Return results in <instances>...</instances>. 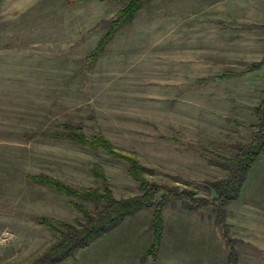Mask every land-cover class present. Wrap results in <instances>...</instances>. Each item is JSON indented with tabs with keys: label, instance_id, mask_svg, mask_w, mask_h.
I'll return each mask as SVG.
<instances>
[{
	"label": "rangeland",
	"instance_id": "rangeland-1",
	"mask_svg": "<svg viewBox=\"0 0 264 264\" xmlns=\"http://www.w3.org/2000/svg\"><path fill=\"white\" fill-rule=\"evenodd\" d=\"M122 5L0 0V264H30L49 247L56 234L38 222L41 216L82 219L66 197L30 182L28 173L102 189V180L92 172L97 164L115 197L139 193L124 161L44 131L62 132L59 125L69 123L87 137L102 135L116 151L135 157L148 181L205 198L213 195L205 183L226 174L215 162L233 155V143L250 138L252 108L264 90V64L245 71L264 56V28L253 23L264 19L248 9L247 0H147L106 42L102 54L88 61L105 21ZM226 70L240 74L212 78ZM82 204L93 211L94 205ZM203 209L207 216H184L182 210H191L180 201L167 204L155 258L144 255L148 247L142 253H118V241L125 238L113 242L107 234L67 263L231 264L223 256L232 249L233 263L264 264V155L240 196L225 206L222 224L211 206ZM175 210L183 213L175 215ZM141 214L134 216L141 220L138 226L126 219L115 228L121 231L116 236H124L135 227L137 238L131 239L136 248L141 242L149 246L152 239L150 222ZM199 218L216 224L227 250L213 248L210 262L190 236L188 255L175 253L170 259L167 244L173 230L186 224L185 231L197 234ZM175 219H181L178 225Z\"/></svg>",
	"mask_w": 264,
	"mask_h": 264
},
{
	"label": "trees",
	"instance_id": "trees-1",
	"mask_svg": "<svg viewBox=\"0 0 264 264\" xmlns=\"http://www.w3.org/2000/svg\"><path fill=\"white\" fill-rule=\"evenodd\" d=\"M108 1H120L123 5L114 18L105 21V32L87 57L90 62L102 54L106 42L123 24L131 22L147 0ZM255 26L264 28V24H255ZM262 64H264V56L259 61L251 62L245 72L254 70ZM238 74L240 73L226 70L212 78L223 80ZM252 111L255 121L251 123L252 131L249 140L233 143L231 145L234 151L233 155L224 156L220 162H215L216 165L225 170V176L208 180L205 183L206 189L213 193L211 198L194 196L192 190L178 189L175 185L148 181L144 175L146 168L135 157L116 151L111 142L102 135L94 134L87 137L81 132L80 126L62 123L59 125L62 132L44 131L43 133L47 136L66 139L94 150L101 149L112 158L124 161L127 165V174L138 182L139 193L127 197H115L102 168L97 164H93L92 172L102 180V189L96 186L74 187L68 182L44 172L28 173L26 177L30 182L50 188L66 197L72 208L82 216L81 220H74L73 222L41 216L38 222L53 230L56 235L49 247L30 264H59L66 259L73 258L76 252L90 246L111 232L124 220L148 210H150L151 215L152 239L144 255L155 258L163 235V210L172 201H180L183 208L190 210L211 206L216 211L217 222L222 224L225 206L240 196L252 167L264 155V90L262 97L257 105L253 106ZM35 134L36 132L26 133L25 137L30 138ZM82 203L94 205L93 211H90ZM226 240L230 250L231 242H228L230 238L227 236ZM228 260L231 264H236L233 263L235 262V254L232 249L228 254Z\"/></svg>",
	"mask_w": 264,
	"mask_h": 264
},
{
	"label": "crops",
	"instance_id": "crops-1",
	"mask_svg": "<svg viewBox=\"0 0 264 264\" xmlns=\"http://www.w3.org/2000/svg\"><path fill=\"white\" fill-rule=\"evenodd\" d=\"M247 4H248V6H249V8L248 9H250V8H252V13L254 14H257V15H261V17H262V19H264V0H247ZM247 6V7H248ZM260 20H258V21H254L253 23H258V24H264V21H260ZM185 212V213H183V212ZM175 210V212H176V214L175 215H179V214H181V213H183V215L184 216H190V215H198V216H207L208 215V212L205 210V209H203V208H201V209H196V210H191V211H186V210ZM148 211H146V212H144V214H141V215H145L146 216V219H145V221L146 222H150V212L149 213H147ZM178 212V213H177ZM148 215V216H147ZM182 215V216H183ZM147 217H148V219H147ZM180 220L181 219H175V222L176 223H173V224H179L180 223ZM184 220H186V219H184ZM191 220H194V219H191ZM191 220H189V219H187V221L186 222H190V223H193V222H191ZM200 222H202L201 224H199V221H198V225L196 226L197 228H199V231H198V233L197 234H193V232H188L189 230H187V231H185V229H186V227L188 226V225H183L182 226V230H173L174 232H175V235H172L173 237V239H172V241L170 242V243H168L167 244V252H170V255H169V257L170 256H173L172 258H170V259H174L176 256L174 255L175 253H180L182 256H187L188 255V253H189V247H190V245L188 244V243H190V239L188 238V237H192V239L193 240H195V242L196 243H198L199 245L197 246L198 247V251L200 252V255H202L201 254V251H202V253H204V255H205V257H207V258H209V260H210V257H211V255H212V253L213 252H211L212 251V249L214 248V250H216V248H220L221 250H223L224 249V247H225V250H227V246H226V244H224V246H223V240H222V237H221V234H220V231L218 232V231H216V224L215 223H212L213 225H210V223L207 221V219H198ZM126 224H131L130 226H138V222H141V220L139 221L138 219H135V217H132V218H128V220L127 221H124ZM133 222V223H132ZM165 222V221H164ZM183 222V221H182ZM185 222V223H186ZM204 222V223H203ZM184 223V222H183ZM174 226V225H173ZM191 226H193V224H191ZM172 226H170V228H171ZM175 227V226H174ZM135 228V227H134ZM134 228H128V229H131V232L132 233H130L129 232V234H126V235H124V236H116V235H120L121 234V231L119 232H116L115 230L117 229H114V230H112L111 232H109V233H107V234H110V235H108L109 237H110V239L113 241V242H115L114 241V238L116 237H118L119 239L120 238H125L124 240H120V241H118V243L121 245L120 247L122 248L121 250H119V252L118 253H120L121 252V254H128V253H130V252H132V250H136L138 253H142L143 252V250H145V248L146 247H148V244H143L142 242L138 245V248H136V245H135V242L131 239L132 237H134V239H136L137 237H136V234H137V232L134 230ZM194 227H192V229H193ZM204 228V229H203ZM211 228H212V231H211ZM127 229V230H128ZM210 229V230H209ZM126 230V231H127ZM133 230L136 232H133ZM106 234V235H107ZM131 234V236L129 237L128 235H130ZM134 234V235H133ZM179 234H181V238H179ZM171 235V234H170ZM103 237V236H102ZM128 237V238H127ZM100 239V238H99ZM128 242H130V243H128ZM127 243H128V245H127ZM123 244V245H122ZM189 247H188V246ZM131 246V249L129 248ZM109 248H114L113 246H111V247H109ZM128 249H130L131 251H128ZM123 250V251H122ZM187 250H188V252H187ZM136 252V253H137ZM216 252V251H215ZM226 252V251H225ZM135 252H133V255H135L136 254ZM132 255V254H131ZM213 257V256H212ZM223 257H225V259L226 258H228V253H225V255L223 256ZM114 257H112V259H113ZM133 258V257H132ZM224 259V260H225ZM68 260H70V259H66V260H64V261H62V262H60L59 264H68L67 262H68ZM71 260H75V259H71ZM106 260H108V261H110L111 262V257L109 256L108 257V259L106 258ZM173 262V261H172ZM210 262H211V260H210ZM225 262H226V260H225Z\"/></svg>",
	"mask_w": 264,
	"mask_h": 264
}]
</instances>
